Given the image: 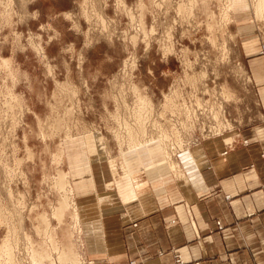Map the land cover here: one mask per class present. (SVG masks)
Returning a JSON list of instances; mask_svg holds the SVG:
<instances>
[{
	"label": "rangeland",
	"instance_id": "rangeland-1",
	"mask_svg": "<svg viewBox=\"0 0 264 264\" xmlns=\"http://www.w3.org/2000/svg\"><path fill=\"white\" fill-rule=\"evenodd\" d=\"M117 1L0 0V264L78 261L63 242L82 223L77 181L95 170L100 180L124 175L136 195L128 156L140 168L158 157L164 163L143 170L180 179L198 170L195 151L207 139L253 118L245 114L253 101L242 97L253 54L244 45L252 32L264 42V0L166 4L161 15L175 10L195 35H164L149 48L154 5ZM101 54L121 56L120 67L89 83L87 62L99 68ZM103 70L113 71L110 62Z\"/></svg>",
	"mask_w": 264,
	"mask_h": 264
},
{
	"label": "crops",
	"instance_id": "crops-1",
	"mask_svg": "<svg viewBox=\"0 0 264 264\" xmlns=\"http://www.w3.org/2000/svg\"><path fill=\"white\" fill-rule=\"evenodd\" d=\"M62 13L56 10L53 17ZM50 23H40V30ZM249 36L244 46L253 54L245 64L248 89L242 96L253 101L245 111L253 117L249 124L237 126L228 136L207 139L195 151L201 150L198 170L190 169L180 179L170 171H147L164 163L158 157L144 160L140 168L139 161L128 156L141 186L136 195L124 175L107 172L100 180L102 172L95 170L87 182L77 181L75 189L84 194L79 195L84 198L79 199L82 223H74L75 232L63 237L67 248L72 246L73 260L78 259L70 264H176L177 256L184 264H264V42L254 32ZM101 58L103 64L94 71L87 62L84 75L89 83L106 82L120 67L121 56ZM51 62L58 67L57 58ZM107 62L113 71L103 70ZM180 158L181 166L187 163Z\"/></svg>",
	"mask_w": 264,
	"mask_h": 264
},
{
	"label": "built area",
	"instance_id": "built-area-1",
	"mask_svg": "<svg viewBox=\"0 0 264 264\" xmlns=\"http://www.w3.org/2000/svg\"><path fill=\"white\" fill-rule=\"evenodd\" d=\"M108 1L113 2V4L116 5V3L118 2L117 0H106V3H108ZM141 1H149L151 4L154 5V12L151 13V25L149 28V33L147 34L146 38H145V44L146 47L149 48L151 46V43H153L155 41V39H157L158 37H163L164 35H172V39L174 40L176 35H188V36H193L195 34H193L195 32V29H190L189 26L187 27H182L181 25H179L178 23V14L175 12V10H173L174 15L168 17L167 15H161V11L162 9H164V6L166 4H172V3H182L185 0H141ZM175 5V4H172ZM124 6V5H123ZM177 8V7H176ZM134 26L136 27L135 29L139 30L138 27H140V24H134ZM201 28V27H200ZM118 34V32L113 33V35ZM170 39V38H168ZM172 40V41H173ZM175 42V41H174ZM173 42V43H174ZM168 43V47L172 48L170 46V41H167ZM174 44H179V42H175ZM174 48V46H173ZM245 144L247 145V141L245 142ZM227 152H224L223 155H226ZM231 197L228 195L226 196V199L229 200ZM176 264H184V261L181 259L180 256L176 257Z\"/></svg>",
	"mask_w": 264,
	"mask_h": 264
},
{
	"label": "bare ground",
	"instance_id": "bare-ground-1",
	"mask_svg": "<svg viewBox=\"0 0 264 264\" xmlns=\"http://www.w3.org/2000/svg\"><path fill=\"white\" fill-rule=\"evenodd\" d=\"M263 3H264V2H263ZM261 6H263V5H261ZM260 9H261V8H260ZM260 9H259V10H260ZM69 261H70V262H72V261H73V259H69Z\"/></svg>",
	"mask_w": 264,
	"mask_h": 264
}]
</instances>
